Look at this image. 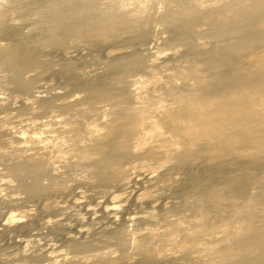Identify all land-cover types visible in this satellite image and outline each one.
<instances>
[{"label": "bare ground", "instance_id": "bare-ground-1", "mask_svg": "<svg viewBox=\"0 0 264 264\" xmlns=\"http://www.w3.org/2000/svg\"><path fill=\"white\" fill-rule=\"evenodd\" d=\"M116 126L131 157L161 148L169 161L200 146L218 174L205 186L212 196L198 198L200 230L178 240L169 231L189 260L174 264H264V0H0V215L29 200L46 207L63 171L86 162L147 203L151 186L133 184L137 166L115 164L94 140ZM141 166L154 171L148 160ZM185 166L168 181L183 194L192 190ZM204 201L220 209L221 235L199 245V235L217 233ZM46 224L29 234L28 217L11 214L0 234L16 232L25 246L68 241L59 258L50 247L35 254L40 264H126L134 247L150 256V237L132 229L119 230L118 251L98 252Z\"/></svg>", "mask_w": 264, "mask_h": 264}, {"label": "rangeland", "instance_id": "rangeland-1", "mask_svg": "<svg viewBox=\"0 0 264 264\" xmlns=\"http://www.w3.org/2000/svg\"><path fill=\"white\" fill-rule=\"evenodd\" d=\"M85 107L86 103H83L78 109L85 110ZM110 108L115 111V107ZM87 112L94 114V110H87ZM90 117L95 118L96 116L91 114ZM97 122L103 125L102 118ZM106 131L107 128L104 127L102 133ZM118 132L119 127L116 126L104 138L103 136L94 137V140L100 143V152L115 164L129 167L132 163L137 166L131 169V175L134 176L133 184L140 186V189L151 186L147 203L136 199L130 185L121 183L122 178L113 176L109 170H104L98 163L86 162L63 171L55 184L57 195L48 200L46 207L41 206L40 201L29 200L25 208L17 207L12 212L6 211L7 213L0 215V218L11 214L21 215L22 219L28 217L33 224V229L29 234L38 233L50 221L53 226L57 225L62 230L70 231L74 236L90 241L92 247L98 248V252L111 249L118 251L116 236L119 235V230L132 229L133 235L140 240L150 237V256H142L137 247L129 248L131 260L126 264H154L160 259L170 260L172 264L185 260L188 263L189 260L178 248L174 247L173 241L178 240L183 232L200 230L193 216L198 198L212 196L213 192H209L205 186L218 179V174L212 171V166L206 160L207 152L200 149V146H196L184 152L174 151L170 160L166 161L164 151L161 148H154V152L139 151L132 153L131 157L118 147ZM88 136H90L89 133L84 134V137ZM147 142H150V138ZM142 160L151 162L154 171H150L146 166L142 167ZM193 161L198 162L194 171H190ZM185 163L188 186L192 190L183 194L174 191L168 181L169 177H175L177 174V166ZM194 179H198L199 182L192 184ZM224 203L223 201L222 204ZM204 207L212 210L210 220L207 222L208 226L213 229L218 227L222 218L220 209L213 208L212 202L209 201H204ZM226 209L227 207L224 208ZM149 213L154 217H150ZM170 230L176 234L173 240L168 236ZM150 231L156 234L149 236ZM214 231L217 233L210 238L199 235L197 243L199 244L204 239L219 238L220 232L217 229ZM18 238L16 232L0 234V264H40L35 254L42 252L45 247H50V253L59 255V258L61 257L59 250L61 249L62 253L65 242H68L62 241L55 247L49 239L50 242L40 243L46 244L43 246L39 244L25 246L18 244ZM22 248L27 249L24 256L20 255Z\"/></svg>", "mask_w": 264, "mask_h": 264}]
</instances>
